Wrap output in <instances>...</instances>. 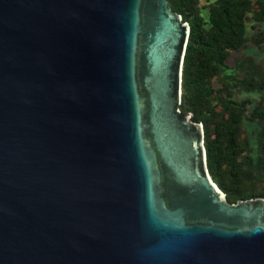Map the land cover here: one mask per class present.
<instances>
[{
  "label": "water",
  "instance_id": "1",
  "mask_svg": "<svg viewBox=\"0 0 264 264\" xmlns=\"http://www.w3.org/2000/svg\"><path fill=\"white\" fill-rule=\"evenodd\" d=\"M166 0H0V264H264L183 115ZM214 185V186H213Z\"/></svg>",
  "mask_w": 264,
  "mask_h": 264
},
{
  "label": "trees",
  "instance_id": "2",
  "mask_svg": "<svg viewBox=\"0 0 264 264\" xmlns=\"http://www.w3.org/2000/svg\"><path fill=\"white\" fill-rule=\"evenodd\" d=\"M168 8L177 13L189 27L181 71L179 110L191 114V120L203 129L206 168L213 184L225 194L229 203L241 199L264 198V188L255 192L245 180L251 168L236 161L244 148L238 143L239 104L228 96L216 102L222 113L214 111L209 100L212 89L206 77L208 72L222 67L229 52L243 43L245 19L264 23V0H216L209 6L206 18L193 12L196 0H166ZM251 117L260 118L253 115ZM257 158L252 168L264 172V125L257 138ZM248 161V158L245 159ZM245 169V170H244Z\"/></svg>",
  "mask_w": 264,
  "mask_h": 264
},
{
  "label": "rangeland",
  "instance_id": "3",
  "mask_svg": "<svg viewBox=\"0 0 264 264\" xmlns=\"http://www.w3.org/2000/svg\"><path fill=\"white\" fill-rule=\"evenodd\" d=\"M215 1L196 0L193 12L206 18L209 6ZM251 1V8L255 10V2ZM206 77L212 89L209 102L215 106L217 114L220 113L225 118L229 110L228 108L222 113L216 103L218 99L228 96L239 104L238 143L243 146L244 151L236 157V161L242 165L250 163L251 168L245 173V181L250 183L255 192H260L264 188V172L252 167L258 154L257 138L264 125V23L246 17L242 45L229 52L224 65L215 68L213 73L208 72ZM252 114L261 117L253 118Z\"/></svg>",
  "mask_w": 264,
  "mask_h": 264
},
{
  "label": "bare ground",
  "instance_id": "4",
  "mask_svg": "<svg viewBox=\"0 0 264 264\" xmlns=\"http://www.w3.org/2000/svg\"><path fill=\"white\" fill-rule=\"evenodd\" d=\"M213 186H214V185H213ZM214 187H215L216 191L219 192V193L221 194V192L217 189V187H216V186H214Z\"/></svg>",
  "mask_w": 264,
  "mask_h": 264
}]
</instances>
